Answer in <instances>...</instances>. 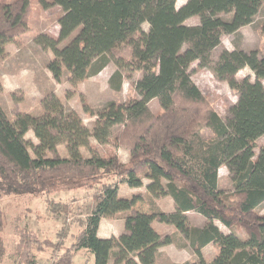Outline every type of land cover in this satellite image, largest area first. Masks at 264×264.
Returning a JSON list of instances; mask_svg holds the SVG:
<instances>
[{"label":"trees","instance_id":"16d2710c","mask_svg":"<svg viewBox=\"0 0 264 264\" xmlns=\"http://www.w3.org/2000/svg\"><path fill=\"white\" fill-rule=\"evenodd\" d=\"M52 3L63 10L58 38L40 33L36 41L52 51L48 70L53 79L60 83L66 69L70 83L76 85L114 62L119 69L141 73L135 84L138 96L109 102L98 113L92 131L74 112L84 136H70L65 106L54 91L41 100L40 116L19 110L11 118L0 103V198L18 202L24 195L43 198L57 186L92 187L93 182H103L94 211L71 246H64L67 252L57 264H70L81 249L94 256V264H110L113 256L114 264H155L159 248L178 243L177 234L197 255L192 264H264V213L258 210L264 204V145L256 150L264 135V48L223 49L213 59L222 37L252 23L264 0H187L180 7L178 0ZM32 10L33 0H0V62L7 57L9 44H20L33 30ZM192 17H198L199 23L189 24ZM184 45L191 52L190 60H198L217 78L228 79L238 93L225 118L193 79L188 65L181 63ZM126 47L131 49L130 58L123 54ZM245 67L254 72L255 80L235 77ZM118 77L121 73L116 70L111 78ZM118 83L115 88L120 89L121 80ZM4 92L0 80V95ZM153 99L160 104L157 112L150 106ZM119 124L123 126L114 142L128 151L126 162L111 143L113 127ZM203 129L213 135L205 138ZM30 130L38 143L26 138ZM89 137L105 145V152L89 144ZM61 143H66V157L59 151ZM83 146L90 148L91 156L83 154ZM223 166L229 171L232 191L220 187ZM113 176L119 181H104ZM143 177L150 180L147 190L152 196L172 198L174 211L135 212L134 202L142 195H119L120 184L141 187ZM190 211L206 218V225H191ZM120 213H125L121 234L100 236L103 218ZM5 218L0 208V234ZM217 220L230 232L220 230ZM155 221L174 226L177 233L157 231ZM16 231L20 239L15 254L22 264H36L34 247L57 246L50 238L43 244L26 227ZM210 243H217L220 250L207 261L202 249ZM5 251L0 239V256Z\"/></svg>","mask_w":264,"mask_h":264},{"label":"rangeland","instance_id":"374dc122","mask_svg":"<svg viewBox=\"0 0 264 264\" xmlns=\"http://www.w3.org/2000/svg\"><path fill=\"white\" fill-rule=\"evenodd\" d=\"M186 1L178 0L177 6H182ZM52 2L53 0H33V10L30 18L33 30L23 36L20 44L8 45L7 57L0 62V80L5 90L0 95V103L11 118H14L19 110L29 112L34 116H40L44 112L41 100L48 92L54 91L62 99L65 106L64 117L70 128V136H84V132L74 121L73 113L76 112L82 119L83 124L86 125L89 131H92L98 113L109 102H123L131 97L138 96L135 84L141 77V73L129 69H119L114 62H111L98 74L90 75L76 85L70 83V74L66 69L61 82L55 81L48 70V63L53 56L52 51L44 48L36 41V37L40 33L58 38L59 18L63 10L59 5ZM222 16L225 18L231 17L228 14H222ZM199 21L198 17L187 20L189 24H198ZM143 27L147 31L149 24L145 23ZM61 45H64V43ZM239 48L244 50L264 48V3L252 23L222 37L221 44L213 52V59L216 60L223 49ZM123 54L125 57L130 58L132 55L130 47H126ZM179 56L181 63L188 65L193 79L206 94L214 109L225 118L229 108L238 100V93L231 88L228 79H219L209 68L200 67L198 60H190L191 52L186 45L182 47ZM116 70L120 71L121 77L112 80L111 77ZM247 76L252 81L255 80V74L249 67L241 69L235 75L237 79ZM119 80H121V86L120 89H117L115 86L119 85ZM12 92L15 93L11 94ZM150 106L155 112L160 110L158 99H153ZM122 126L119 124L113 127L111 136L113 140L111 143L115 152L123 160L128 151L122 147L120 148L115 143L116 141L114 142V136ZM202 131L205 138L213 135L209 129H203ZM26 138L38 143L33 130L27 132ZM89 144L95 146L99 153L105 152V145L93 137H89ZM262 145H264V135L258 140L257 152ZM58 148L62 156H68L66 143L59 144ZM81 150L87 157L92 154L87 146H83ZM104 181L115 182L119 181V178L115 176L112 178L107 177ZM143 182V186L134 188L126 184H120V196L142 195L141 200L134 202L135 212H153L159 209L166 212L174 211L175 203L172 198L169 196L160 198L152 196L147 190V184L150 180L143 177ZM219 182L222 189L232 191L233 183L226 166L221 167L219 170ZM102 184L103 182L99 181L93 182L92 187L70 186L68 188V186H57L52 193L43 198L35 195H24L18 202H11L12 197L2 196L0 198V208L5 211L6 227L0 234V239L4 242L6 251L3 256H0V264H22L15 254L20 239L16 227H26L34 231L43 244L44 240L49 238L54 241L57 246H49L44 250H37L34 247L33 250L36 264H57L56 260L67 252L66 245L71 246L78 231L83 227L84 221L94 211L97 204L96 194H98ZM9 202L11 203L10 207H8ZM63 206L67 208V211L63 209ZM258 210L260 213H264V204ZM124 215L125 213H120L114 218H104L100 225L99 235L102 237L119 236L124 227ZM188 217L191 225L195 227L201 228L207 223L206 218L195 211H190ZM215 223L224 233L230 232L222 222L217 220ZM153 226L162 233H177L176 228L170 224L155 221ZM177 242L161 246L155 264H192L197 260L198 257L186 238H182L181 235L177 234ZM219 250L217 243H210L202 249L207 261L215 259L219 254ZM114 260L115 256L112 257L110 264H114ZM70 264H94V256L89 251L81 249L76 252L73 262Z\"/></svg>","mask_w":264,"mask_h":264},{"label":"crops","instance_id":"0c3cea01","mask_svg":"<svg viewBox=\"0 0 264 264\" xmlns=\"http://www.w3.org/2000/svg\"><path fill=\"white\" fill-rule=\"evenodd\" d=\"M128 158H129V155L127 154V156L123 159V161H127L128 160ZM104 219V218H103ZM103 222V221H102ZM217 224V223H216ZM99 232H100V229H99Z\"/></svg>","mask_w":264,"mask_h":264}]
</instances>
